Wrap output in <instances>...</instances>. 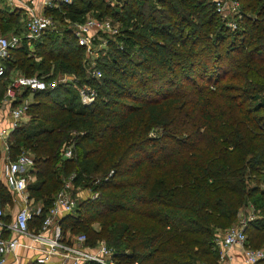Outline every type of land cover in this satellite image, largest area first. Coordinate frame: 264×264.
Returning <instances> with one entry per match:
<instances>
[{
  "label": "trees",
  "instance_id": "1",
  "mask_svg": "<svg viewBox=\"0 0 264 264\" xmlns=\"http://www.w3.org/2000/svg\"><path fill=\"white\" fill-rule=\"evenodd\" d=\"M240 2L229 32L215 0H72L53 12L64 25L59 36L46 32L31 55L26 45L10 50L7 71L46 81L58 68L77 74L34 91L28 120L13 129L9 158L22 144L35 154L27 191L42 210L29 224L37 228L71 178L97 195L62 215L60 227L83 225L88 240L104 239L115 264H214L218 232L249 207L247 243L264 250V0ZM89 10L125 22L92 59L99 77L87 72L91 59L72 30ZM213 53L219 74L198 82L187 70L206 71ZM7 80L0 76L1 92ZM84 82L96 90L90 104L77 93ZM5 193L0 179L2 205Z\"/></svg>",
  "mask_w": 264,
  "mask_h": 264
},
{
  "label": "built area",
  "instance_id": "2",
  "mask_svg": "<svg viewBox=\"0 0 264 264\" xmlns=\"http://www.w3.org/2000/svg\"><path fill=\"white\" fill-rule=\"evenodd\" d=\"M71 2L72 0H44V4L48 6H60ZM237 5L236 0H215L216 11L223 16L229 12L235 13ZM53 20L50 13L31 11L25 22L23 35L17 33L0 34V76L6 75L8 77L3 97L8 102L6 105L7 113L5 114L7 123L0 127L2 140H6L10 130L23 122L30 100L27 98L28 94L21 95L22 92L28 89L33 94L36 90L55 86V82L46 81L37 75L28 76L20 72H8L5 60L10 57V50L21 44L22 37H26L28 40L37 39L53 29ZM72 30L77 43L84 47L88 57L94 52L98 54L99 50L106 44L105 40H100L103 36L114 38L115 35L119 34L118 26L110 19L93 15L82 22H75ZM116 43L118 42L116 41ZM90 62L91 66L87 72L93 77L101 76V70L94 66V61L91 59ZM65 78L66 76H62L60 80L65 81ZM67 79L72 80L74 77L68 76ZM76 89L82 103L90 104L95 100L96 90L91 85L84 82L79 84ZM66 153L69 154L70 149ZM33 170V156L26 151L19 152L14 158H8L4 164V179L14 195L12 200L16 201V197H18L20 204L14 216L5 220L4 206L0 201V264H4L7 253L16 252L20 245L19 236L21 235L41 244V251L35 258V262L38 264H115L113 258L115 250L103 239L97 240L94 244H88L86 235L79 233L73 238L72 243L63 240L64 236L59 219L62 215L72 212L77 206L76 197L72 190L75 185L70 180L71 178L65 180L57 190L37 228L30 227L29 221L35 215L40 214L42 210V206L33 205L27 191V185L34 174ZM96 195L97 192H93L91 197ZM252 214L248 211L238 225H231L218 232L215 238L218 260L214 264H261V261L264 260V250L261 247L249 245L245 232L247 221L253 218ZM7 231L14 235L7 234L5 236L4 233ZM233 246H239L242 250V257L238 263L226 255Z\"/></svg>",
  "mask_w": 264,
  "mask_h": 264
},
{
  "label": "rangeland",
  "instance_id": "3",
  "mask_svg": "<svg viewBox=\"0 0 264 264\" xmlns=\"http://www.w3.org/2000/svg\"><path fill=\"white\" fill-rule=\"evenodd\" d=\"M227 1H229V0H227ZM233 1H235V0H233ZM237 1V10H236V12L234 13V12H229V13H227L225 16H223V15H221V14H219V20H220V22H221V24L223 23L227 28H229V32H231L236 26H237V19L239 18V17H241V12L240 11H242L241 10V2H240V0H236ZM109 2H111V4L112 5H115V3H116V0H109ZM243 2V1H242ZM119 4V3H118ZM7 4H5V2L4 1H1L0 0V6H6ZM60 7V6H59ZM6 8V7H5ZM92 11V10H91ZM90 10L89 11H87L85 14H84V18H82L80 21H77L76 23H78V22H82V21H84L85 19H87V18H89L90 16H92V12H91ZM51 14V13H50ZM51 16H52V18L54 19L53 20V22H54V28L53 29H51L50 31L51 32H49V33H51V35H53L54 37H57V36H59L60 35V32H58V30L60 29V28H62L64 25L63 24H61L60 23V21H59V18L58 17H56V16H54V15H52L51 14ZM102 18H104V19H110L112 22H114L115 23V25L116 26H118V28H119V31H120V28H123L124 26H125V22H123V21H120L119 19H117V18H115L114 16H112V15H110V14H104L103 16H101ZM222 24V25H223ZM223 25V26H224ZM19 26V25H18ZM225 32V31H224ZM227 33V40H229V33L228 32H226ZM66 37V39H71V35H66L65 36ZM32 40V39H31ZM100 40H104L103 39V37H102V39H100ZM36 43V40H34V41H32V42H29V44L26 46V48H27V50L29 51V52H27V53H29V55H31V50H33V48H34V44ZM71 43H72V45L73 46H75L76 45V41H75V39H74V41L72 40L71 41ZM71 43H68V45L70 44L71 45ZM104 46V48L106 49L107 48V45L106 44H104L103 45ZM125 46H127L128 48H130L131 46H130V44L129 43H127V42H125ZM36 50V49H35ZM82 52V50H80V53ZM137 53V52H136ZM138 53H140L139 51H138ZM62 54H64V53H62ZM97 53L96 52H94L92 55H89V57H90V59H94L95 57H94V55H96ZM54 55H57L56 53L55 54H52V56H54ZM133 55H135V53L133 54ZM96 56H98V54L96 55ZM83 57H88L87 56V54H86V52H85V55L83 56ZM214 57V53L211 55V57H210V59L208 60V62H207V64H208V68L206 69V71H201V69H200V67H198L197 65L196 66H194L192 69H188L187 71H188V74L190 75V76H192V78H195L198 82H199V75H202V76H205L206 78H208L209 77V79H213V78H215V76L216 75H218L219 74V71L218 70H216V69H218V67L217 66H214V63H213V58ZM56 58H59V56H57ZM47 61H48V58H45ZM86 59V58H85ZM91 63V62H90ZM53 64L54 65H52V68L50 69V73H52L53 72V70L55 71V68H56V66H57V63H56V60H53ZM53 66H54V68H53ZM216 68V69H215ZM41 68H38V70H37V67L35 66V68H34V73H37V72H41V70H40ZM63 69L61 68H58L56 71V75L55 76H53L52 78H50V80L49 81H53V82H55V85L57 84V82H59V81H61L60 79H61V77L62 76H66V80L65 81H67V80H69V79H67V77L68 76H75V74H73L72 72L71 73H68V72H66V71H62ZM178 70V69H177ZM180 70V69H179ZM20 71V70H19ZM13 73V72H12ZM21 73H23V71L21 72ZM77 75V74H76ZM175 86L176 87H178V88H180L179 90H181L182 88V86H180V83H178V82H176V83H174L173 85H172V88L174 89L175 88ZM163 88H164V86H163ZM177 89V88H176ZM1 90V89H0ZM29 93V95H32V93H30V92H28ZM2 92L0 91V98L2 99L4 96H2ZM150 94H152V95H154L155 93H150ZM28 95V96H29ZM151 95V96H152ZM30 100H31V98H30ZM3 102H5L4 104H2ZM1 104L3 105L2 107L4 108V106H6V105H8V102H6L5 100H4V98H3V100L1 101ZM28 118H29V114H25V116H24V119H23V122H25L26 120H28ZM14 130H10V133H9V137H8V139H6V140H2L1 138H0V179L2 180V182H4V178H3V175H2V173H1V168L3 167V165H4V162L6 161V158H4V155H3V153L6 151V150H8V145H9V143L10 142H12L13 141V136L15 135V133L13 132ZM14 133V134H13ZM11 140V141H10ZM70 149V153L69 154H67L66 152L68 151ZM19 151H26V152H28L29 154H31L32 156H34L35 154H34V152H33V150L32 149H30V148H25L24 147V145L22 144L21 145V147H20V150ZM72 151H73V149H72V145L70 144V143H66V142H63V144L61 145V147H60V153H61V155H63V156H66V157H70L71 155H72ZM70 170V169H69ZM70 172V171H69ZM68 179V178H67ZM30 182H31V180H30ZM253 183V182H252ZM73 192H74V195H75V197H76V205L80 202V201H82V200H84V199H86V198H88V197H90L92 194H93V192H92V189H90L89 188V186H85V185H82V186H80V185H78V186H73ZM75 208V207H74ZM254 208L253 207H249V208H247V213H248V211H250V212H252L253 214H252V216L254 217L255 215H254V210H253ZM245 210V209H244ZM244 210L242 211V213H240V214H238L237 216H236V218H235V220H233L232 221V223L230 224V225H228V226H225V227H223L220 231H223V230H225L227 227H230L231 225H238L239 224V222H240V220H242L243 218H244V214H243V212H244ZM75 211V209L73 210V212ZM255 214H259V210H256L255 211ZM60 220V219H59ZM30 225V224H29ZM247 225V224H246ZM85 226H87V225H85ZM93 226H97V224H93ZM84 229V226L83 225H81V226H79V227H76V228H71V227H67L66 229H64V230H62V228H61V231H62V234H63V240L65 241V242H67V243H72L73 242V238H75V236L77 235V234H79V233H82V231H84L83 230ZM96 238H91V239H87V237H86V242L88 243V244H94L95 242H97V240H100V239H97V240H95ZM104 240V239H103ZM105 241V240H104ZM94 242V243H93ZM106 242V241H105ZM115 260V259H114ZM195 264H208L207 262H205V261H198V262H196Z\"/></svg>",
  "mask_w": 264,
  "mask_h": 264
},
{
  "label": "crops",
  "instance_id": "4",
  "mask_svg": "<svg viewBox=\"0 0 264 264\" xmlns=\"http://www.w3.org/2000/svg\"><path fill=\"white\" fill-rule=\"evenodd\" d=\"M4 1L5 4H7L5 7L0 6V34L1 35H9L12 33H17L20 35H23L25 33V22L29 16V13L32 12H46L51 13L53 15L54 10L58 9L59 6H48L44 4V0H1ZM19 25V26H18ZM45 34V33H44ZM42 34L37 39H30L28 40L26 37H22L21 44L19 46L28 45L29 42H32L34 40L41 41ZM34 49V48H33ZM39 57H37L38 59ZM8 72H21L16 67H10L8 69ZM2 96H4V89L2 91ZM29 95V93H28ZM27 98L30 100H33V94L27 96ZM3 98H0V127L6 125L5 120V114L7 113V107H2L3 103L1 104V101ZM30 100V101H31ZM9 137V136H8ZM8 139V138H7ZM4 158H6L7 162L9 158V154L7 150L3 153ZM1 173L4 178V165L1 168ZM35 173L31 177V182L35 180ZM30 182V181H29ZM4 187L6 188V196L2 199L4 211H5V220H9L14 216V213L16 212L17 208L20 204V199H17L16 201H12L11 197L13 198L14 195L12 194V191L8 188L5 180H4ZM30 201H32L34 206H42V200L41 199H34L33 197H30ZM31 228H35L30 223ZM14 235L10 232H5L4 235ZM20 245L18 246L15 253H7L5 256V262L4 264H38L35 262V258L41 251V244L38 242L29 239L28 237L21 235L19 236ZM228 256L232 257V260L236 263L240 262L242 257V250L239 246H233L231 249L228 250L227 254ZM262 264V263H261Z\"/></svg>",
  "mask_w": 264,
  "mask_h": 264
}]
</instances>
